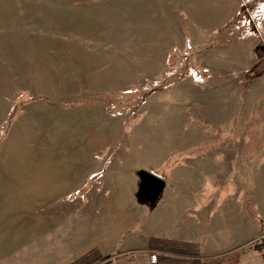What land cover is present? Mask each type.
Segmentation results:
<instances>
[{
	"label": "rangeland",
	"instance_id": "1",
	"mask_svg": "<svg viewBox=\"0 0 264 264\" xmlns=\"http://www.w3.org/2000/svg\"><path fill=\"white\" fill-rule=\"evenodd\" d=\"M139 170L158 264H264V0H0V264H151Z\"/></svg>",
	"mask_w": 264,
	"mask_h": 264
},
{
	"label": "crops",
	"instance_id": "2",
	"mask_svg": "<svg viewBox=\"0 0 264 264\" xmlns=\"http://www.w3.org/2000/svg\"><path fill=\"white\" fill-rule=\"evenodd\" d=\"M223 141H227V139H224ZM247 141L249 142L250 140L248 139ZM217 168H218V164L216 161L215 163H211L209 167L210 170L209 174L206 173L207 170L204 169V171L201 172L199 171V175L202 177L206 175L215 176L217 174ZM181 175H182L181 178L179 177L177 179V184L165 185V187L166 186L169 187L168 194L164 197V199L161 202L159 201L160 203L159 202L156 203V206L153 208V210L150 211L151 213L147 216L146 229L152 234V236H150L151 238L148 239V245L151 239H156V240H171L174 242L178 241L181 244L183 242L184 243L188 242L190 244H193V246L198 245L201 248L200 246L201 243L199 244L198 242L193 240L192 237H183L180 234L179 230L177 231L172 230L174 223L177 222V225L180 224L181 218L184 222L185 220L184 214L185 211H187V209H185L187 202L192 203L193 199L191 198V196L190 197L187 196L186 193L187 192L191 193L193 190L194 191L196 190L195 188H191L188 186L184 171H181ZM230 224L233 225V223ZM202 244L203 247L205 245L210 246L209 249L213 247L211 241H207L206 243L202 242Z\"/></svg>",
	"mask_w": 264,
	"mask_h": 264
},
{
	"label": "trees",
	"instance_id": "3",
	"mask_svg": "<svg viewBox=\"0 0 264 264\" xmlns=\"http://www.w3.org/2000/svg\"><path fill=\"white\" fill-rule=\"evenodd\" d=\"M261 242L264 243V241H261ZM183 244L184 243H182L181 245H183ZM171 245H175V242L171 241V240H156V239H151L149 241V249H153V250H157V251H171L172 250ZM183 246H185V245H183ZM163 253H167V252L151 253L150 254L151 264L180 263L182 261V259H180V258L165 255ZM169 253H171V252H169ZM176 253H183V252H176ZM89 255H90V253L84 254L69 264H83V263H85V261L87 260ZM176 255H178V254H176ZM189 264H197V263L194 261H192V262L189 261Z\"/></svg>",
	"mask_w": 264,
	"mask_h": 264
},
{
	"label": "water",
	"instance_id": "4",
	"mask_svg": "<svg viewBox=\"0 0 264 264\" xmlns=\"http://www.w3.org/2000/svg\"><path fill=\"white\" fill-rule=\"evenodd\" d=\"M138 177L140 178L139 197L145 201L156 203L161 196V190L165 186L164 179L147 170H139Z\"/></svg>",
	"mask_w": 264,
	"mask_h": 264
}]
</instances>
